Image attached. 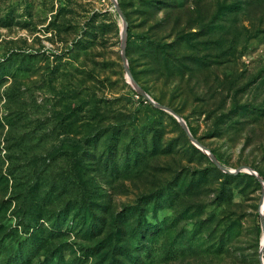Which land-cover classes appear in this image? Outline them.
I'll list each match as a JSON object with an SVG mask.
<instances>
[{"label": "rangeland", "instance_id": "obj_1", "mask_svg": "<svg viewBox=\"0 0 264 264\" xmlns=\"http://www.w3.org/2000/svg\"><path fill=\"white\" fill-rule=\"evenodd\" d=\"M252 172L264 0H0V264H263Z\"/></svg>", "mask_w": 264, "mask_h": 264}, {"label": "water", "instance_id": "obj_2", "mask_svg": "<svg viewBox=\"0 0 264 264\" xmlns=\"http://www.w3.org/2000/svg\"><path fill=\"white\" fill-rule=\"evenodd\" d=\"M114 2H116V0H114ZM116 9H117V11H118V13L120 14V16L122 17V19H123V21H124V26H123V29H122V38H123V44L125 43V41H126V33H127V25H126V23H125V20H124V17H123V14H122V12H121V10L119 9V7H117L116 6ZM122 54H123V61H124V63H125V68H126V72H127V75H128V77L131 79V81L133 82V84L135 85L134 87L137 89V91H139L141 94H142V96L147 100V101H149L150 103H152V104H154V105H156V106H159L147 93H145L136 83H135V81L133 80V78H132V76H131V74H130V72H129V68H128V65H127V61H126V58H125V55H124V51L122 52ZM162 109H165V107H163V106H160ZM177 117V116H176ZM178 118V120L181 122V124H182V126H183V128L185 129V131H186V133L189 135V136H191L190 135V131H189V128L187 127V125H186V123L183 121V119L182 118H180V117H177ZM211 159L218 165V166H220V164H219V162L217 161V159L211 154ZM252 171V170H251ZM251 174H253L255 177H257V179H259L261 182H262V184H263V186H264V182L262 181V179H261V177L256 173V172H252ZM263 239H264V237H263ZM262 250H264V241H263V243H262ZM264 264V263H263Z\"/></svg>", "mask_w": 264, "mask_h": 264}, {"label": "bare ground", "instance_id": "obj_3", "mask_svg": "<svg viewBox=\"0 0 264 264\" xmlns=\"http://www.w3.org/2000/svg\"><path fill=\"white\" fill-rule=\"evenodd\" d=\"M128 79H129V80H130V82H131V79H130V78H128ZM261 211H262V213H263V207H262Z\"/></svg>", "mask_w": 264, "mask_h": 264}, {"label": "trees", "instance_id": "obj_4", "mask_svg": "<svg viewBox=\"0 0 264 264\" xmlns=\"http://www.w3.org/2000/svg\"><path fill=\"white\" fill-rule=\"evenodd\" d=\"M21 263H23V264H24V263H25V260H23V259H22Z\"/></svg>", "mask_w": 264, "mask_h": 264}]
</instances>
